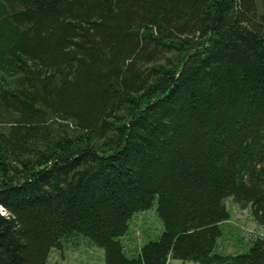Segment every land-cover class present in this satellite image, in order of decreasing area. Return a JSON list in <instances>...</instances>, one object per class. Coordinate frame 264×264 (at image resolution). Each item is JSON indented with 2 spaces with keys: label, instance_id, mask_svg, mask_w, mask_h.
Instances as JSON below:
<instances>
[{
  "label": "trees",
  "instance_id": "obj_1",
  "mask_svg": "<svg viewBox=\"0 0 264 264\" xmlns=\"http://www.w3.org/2000/svg\"><path fill=\"white\" fill-rule=\"evenodd\" d=\"M226 198L264 230V0H0V264H264L216 251Z\"/></svg>",
  "mask_w": 264,
  "mask_h": 264
},
{
  "label": "rangeland",
  "instance_id": "obj_2",
  "mask_svg": "<svg viewBox=\"0 0 264 264\" xmlns=\"http://www.w3.org/2000/svg\"><path fill=\"white\" fill-rule=\"evenodd\" d=\"M224 205L229 213V219L221 225L222 235L217 241L216 251L224 254L245 252L254 240L264 236V230L253 220L250 206L241 207L231 198H226ZM156 207L157 200H154L149 209L134 213L129 220V227L120 238L127 257H135L143 245L156 240L162 233L163 223ZM48 263L105 264L104 251L92 245L87 238L76 236L66 242L62 241L60 247L51 249ZM167 264L195 263L169 259Z\"/></svg>",
  "mask_w": 264,
  "mask_h": 264
}]
</instances>
